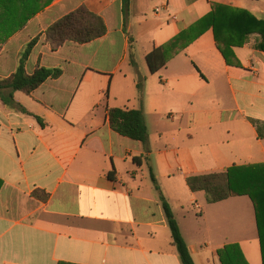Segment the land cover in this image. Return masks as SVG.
<instances>
[{
  "label": "crops",
  "instance_id": "1",
  "mask_svg": "<svg viewBox=\"0 0 264 264\" xmlns=\"http://www.w3.org/2000/svg\"><path fill=\"white\" fill-rule=\"evenodd\" d=\"M11 1L0 11V78L17 71L36 38L27 73L43 66L61 68L63 75L31 95L15 93L29 114L0 101V264H182L150 169L195 264H221L218 250L228 244H239L250 264H263L251 199L209 204L204 192H192L187 184L190 176L264 164L261 36L250 35L234 49L241 68L227 65L212 30L156 74L147 56L215 5L262 19L264 0H131L126 12L123 0H53L43 9L42 0ZM82 7L104 19L107 34L53 51L46 31ZM228 94L232 106H226ZM110 108H142L147 142L114 132ZM151 129L157 130L154 139ZM185 138L202 141L210 162L226 166L174 172L169 157H162L158 173L153 143L164 142L166 152ZM188 163L196 171L195 162ZM37 190L49 194L48 200L35 197ZM241 198L251 201L256 230L250 205Z\"/></svg>",
  "mask_w": 264,
  "mask_h": 264
},
{
  "label": "trees",
  "instance_id": "2",
  "mask_svg": "<svg viewBox=\"0 0 264 264\" xmlns=\"http://www.w3.org/2000/svg\"><path fill=\"white\" fill-rule=\"evenodd\" d=\"M10 1L0 0V11ZM52 1L42 0L41 8H45ZM130 1L123 0L125 12ZM208 30L213 31L217 48L229 66L242 67L234 49L243 47L250 35L259 34L261 36V42L257 49L264 52V19H259L246 10H235L230 6L215 5L206 17L181 32L163 47L154 49L147 56L150 72L156 74L164 69L172 58L184 51ZM106 34L107 26L104 19L82 7L54 23L46 31V41L53 51H57L68 42L84 45L98 40ZM38 41L39 38H36L28 44L21 56L19 67L12 76L5 79L0 78V101L4 106L24 114L29 113L15 101V93L22 92L31 95L46 81L59 79L63 75L61 68L43 66H38L33 74L27 73V61ZM131 59L133 60L132 53ZM138 89L139 99L143 101L142 83L138 85ZM108 118L112 130L117 134L134 141L147 142L149 132L142 108L137 110L110 108L108 109ZM36 119L44 126L41 118L36 117ZM150 175L171 230L172 243L177 249L182 264H195L173 209L162 193L152 169H150ZM187 184L192 192H204L209 204L238 196H248L251 199L255 208L264 264V164L234 165L221 173L190 176L187 178ZM3 185L4 182L0 179V191ZM33 195L44 202L49 198V194L39 190L35 191ZM218 257L221 264H250L239 244L226 245L218 250Z\"/></svg>",
  "mask_w": 264,
  "mask_h": 264
},
{
  "label": "rangeland",
  "instance_id": "3",
  "mask_svg": "<svg viewBox=\"0 0 264 264\" xmlns=\"http://www.w3.org/2000/svg\"><path fill=\"white\" fill-rule=\"evenodd\" d=\"M264 19V18H262ZM143 63V61H142ZM227 100H226V106H232V99L231 96L228 94L226 96ZM187 125V124H186ZM169 130V129H167ZM157 132L156 129H151L150 135L152 137V139H154L155 133ZM165 143L164 142H160L157 141L156 143H153V157L155 160V164H156V170L159 173L161 170V165H159L158 160L162 159V157H169V159L172 161V166L170 168L171 171H178L179 169H182L184 172H189V171H193V172H210V171H218L221 170V168H223L222 166H226L224 165L225 163H219L218 165H215L213 163L210 162V158L208 157L209 155V148L206 147L202 141L198 140V139H194V140H189L188 138H185L181 141H179L178 145H176V147H170V148H176L175 150H168L166 152H163V150H165ZM184 156H191V157H184ZM178 157H180V159H183L185 161V165L183 166L181 162L178 161ZM203 158L206 162L201 161L200 159ZM234 160H236L235 162H238L240 164H249L251 163L250 161H248L247 157H244L242 159V161H240V159H237L236 157H232ZM188 160H192L195 162L196 166H195V170L192 169V167H190V164L188 163ZM227 164V163H226ZM203 197L205 194H201ZM243 199L242 201H244L245 203H248V205H250V216H251V220H252V230H253V225H254V229L256 230V225H255V219H254V212H253V208H252V204L251 201L248 198H241Z\"/></svg>",
  "mask_w": 264,
  "mask_h": 264
}]
</instances>
